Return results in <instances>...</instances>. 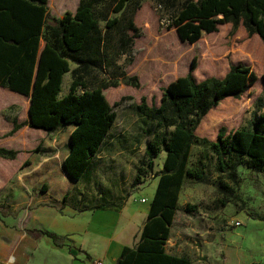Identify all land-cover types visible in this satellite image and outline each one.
<instances>
[{
    "label": "rangeland",
    "instance_id": "374dc122",
    "mask_svg": "<svg viewBox=\"0 0 264 264\" xmlns=\"http://www.w3.org/2000/svg\"><path fill=\"white\" fill-rule=\"evenodd\" d=\"M137 2L142 3V9L136 10ZM112 8L108 3L95 8L99 28L106 38L102 63L86 68L72 59L68 77L79 68V80L86 87L79 88L78 93L105 87L104 94L115 106L117 120L100 152L94 156L92 168L81 181L72 185L66 199L91 212L120 213L126 208L149 210L148 204L153 202L167 155L161 141L169 137L174 128H159L157 121L140 114L136 106L142 105L145 99L150 107H160L162 90L189 75L195 57H198L194 72L197 80L211 76L223 78L233 64L245 63L258 75V81L240 99H227L212 110L196 133L213 141L223 127L228 134L243 128L263 132L264 43L256 35L249 36L243 27L233 29V25L228 24L190 45L181 41L175 30H166L169 14L160 13L154 0H135L119 13H114ZM59 11L58 14L50 11L49 23H54V18L62 19L66 11ZM115 18L120 19V24L108 29V21ZM131 20L140 28L136 37L127 30ZM125 32L135 37L127 53L121 44ZM45 38L46 29L42 49ZM134 77L137 81L131 80ZM66 87L64 82L62 93ZM0 90L8 92H0V106L6 105L0 108L1 118L14 121L26 114V103L17 99L18 94L7 88L0 87ZM70 129L63 128L56 135L58 141L62 139V144L65 143V151L70 147ZM36 133L32 137L38 138V148L45 153L40 134ZM149 145L154 151L160 150L152 159L146 155ZM188 169L201 172L205 181L185 178L171 236L165 245L166 253L188 258L192 264H264V170L250 168L244 159L235 179H230L229 174L219 172L212 148L199 141L192 147ZM41 188H37L38 193L42 192ZM143 200L148 203L144 204ZM237 222L240 226H236ZM112 227L102 226V233H110ZM141 235H136L135 245ZM104 249L101 243L98 250ZM55 255L54 258L46 252L39 258L33 256L27 264H70L72 257H76L72 253L70 257ZM11 261L14 262V257ZM110 263L111 257H108L106 264Z\"/></svg>",
    "mask_w": 264,
    "mask_h": 264
},
{
    "label": "trees",
    "instance_id": "16d2710c",
    "mask_svg": "<svg viewBox=\"0 0 264 264\" xmlns=\"http://www.w3.org/2000/svg\"><path fill=\"white\" fill-rule=\"evenodd\" d=\"M135 0H81L75 12H67L49 23L48 0H0V87L30 98L29 123L14 120V129L4 137L15 135L29 125L47 133H57L67 126L75 127L70 152L65 160L68 175L81 181L93 165V158L117 120L115 106L104 94L105 87L93 91L79 80V68L72 71L69 93L60 98L64 75L71 71L70 60L86 68L102 63L105 36L99 28L95 8L100 4L113 6L112 11H124ZM160 13L169 14L166 30H175L179 39L192 45L205 34L219 31L231 24L243 27L249 36L264 43V0H154ZM141 2L136 10L142 9ZM161 18L162 14H161ZM120 19L109 20L114 29ZM46 29L44 48L41 40ZM127 30L138 36L140 28L131 20ZM135 37L124 34V53ZM78 57H81L79 60ZM198 57L192 60L190 74L178 78L162 90V105L150 107L146 100L136 106L138 112L157 121L159 128H174L162 139L167 152L164 170L160 173L148 219L136 247H125L116 264H192L188 258L166 253L173 221L178 211L179 197L185 178L205 181L201 172L188 169L195 142L210 146L216 154L218 170L235 179L238 166L247 159L250 168L264 170V131L238 129L227 133L221 128L217 139L211 141L198 135L197 129L215 108L231 98L240 99L258 81V75L245 63L233 64L223 78L216 76L197 80L194 72ZM264 84V74L261 77ZM132 81H137L134 77ZM136 86H138L136 84ZM8 93L7 91H1ZM149 145L147 156L159 154ZM18 150L0 147V157L15 160ZM47 185L42 186L46 191ZM39 235L53 239L63 247L61 238L50 231Z\"/></svg>",
    "mask_w": 264,
    "mask_h": 264
},
{
    "label": "crops",
    "instance_id": "0c3cea01",
    "mask_svg": "<svg viewBox=\"0 0 264 264\" xmlns=\"http://www.w3.org/2000/svg\"><path fill=\"white\" fill-rule=\"evenodd\" d=\"M80 2L48 0V12H75ZM70 74L64 75L63 87L64 82L67 87L64 93L61 91L60 98L70 91L73 82V76L68 77ZM16 97L26 103V114L15 120L29 123L30 98L21 94ZM5 106L4 103L0 108ZM68 127L72 136L75 127ZM13 129V121L0 117V147L19 151L15 160L0 157V264H27L29 258H39L46 252L54 258L55 254L70 257L72 253L76 257H72L70 264H98V261L106 264L108 257H111L110 264H116L125 247L137 246L134 243L136 235L143 233L144 220L150 209L91 212L81 204L70 203L66 195L76 182L64 170L70 147L65 151V143L62 144V139L58 141L57 136L62 130L36 133L39 129L27 125L15 135L4 137ZM34 133L40 134L45 153L40 152L36 143L38 138L32 137ZM45 184L48 186L46 191L38 193L37 188ZM102 226L113 227L104 235ZM40 231L53 232L61 238L63 247H58L52 238L39 235ZM101 243L105 245L103 251L98 250ZM13 257L14 262L11 261Z\"/></svg>",
    "mask_w": 264,
    "mask_h": 264
},
{
    "label": "built area",
    "instance_id": "2783aa9c",
    "mask_svg": "<svg viewBox=\"0 0 264 264\" xmlns=\"http://www.w3.org/2000/svg\"><path fill=\"white\" fill-rule=\"evenodd\" d=\"M143 202L145 203V202H147V200H143ZM236 226H240V224L237 222V225ZM98 264H102V262L101 261H98Z\"/></svg>",
    "mask_w": 264,
    "mask_h": 264
},
{
    "label": "water",
    "instance_id": "95a60500",
    "mask_svg": "<svg viewBox=\"0 0 264 264\" xmlns=\"http://www.w3.org/2000/svg\"><path fill=\"white\" fill-rule=\"evenodd\" d=\"M70 143H71V139H70ZM66 168V167H65ZM65 168H64V170H65ZM65 172H66V170H65ZM66 174L68 175V173L66 172ZM69 176V175H68ZM70 177V176H69ZM72 179V178H71ZM72 180H74V179H72ZM75 182H77V180H75Z\"/></svg>",
    "mask_w": 264,
    "mask_h": 264
}]
</instances>
